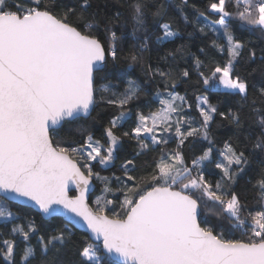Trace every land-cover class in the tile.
<instances>
[{
  "label": "snow or ice",
  "instance_id": "snow-or-ice-1",
  "mask_svg": "<svg viewBox=\"0 0 264 264\" xmlns=\"http://www.w3.org/2000/svg\"><path fill=\"white\" fill-rule=\"evenodd\" d=\"M233 21L264 38V0H206L203 11L189 0H0V197L33 202L49 218H78L94 237L77 249V260H66L74 245L68 224L42 234L34 219L20 223L0 204V229L8 230L0 234V264H264V167L240 184L250 157H264V47L237 35ZM187 27L214 34L211 46L227 59L204 71L206 62L179 45L162 56L157 50L153 65V44L174 42ZM186 53L196 84L236 97L234 108L221 110L203 93L194 104L180 94L178 86L192 79L179 64ZM123 61L141 69L143 85L129 79L123 91L94 87V73ZM153 86L144 112L138 102ZM100 103L118 112L103 142L77 123L92 119ZM130 115L135 122L124 130ZM217 117L233 127L219 145ZM197 140L206 146L186 156ZM126 145L133 155L121 161ZM118 161L121 175L95 170ZM212 170L220 174L215 183ZM97 183L103 195L93 208ZM70 187L78 194L70 196ZM210 205L216 223L206 219Z\"/></svg>",
  "mask_w": 264,
  "mask_h": 264
},
{
  "label": "trees",
  "instance_id": "trees-1",
  "mask_svg": "<svg viewBox=\"0 0 264 264\" xmlns=\"http://www.w3.org/2000/svg\"><path fill=\"white\" fill-rule=\"evenodd\" d=\"M65 3H72L73 0H64ZM190 4H195L200 10H204L206 6V0H189ZM110 4H114L115 0H109ZM209 19H215V14H212ZM178 22L181 24V27L183 28L182 21ZM234 29L237 31V35L242 36L244 39L249 40L252 45L259 49L260 47H264V38L260 36L259 33H249L247 31H243L240 28L239 21H233L232 22ZM215 39L214 34L209 33V35L204 36L198 31H195L192 27H187L186 30L177 38H175L174 42H167L165 45H155L153 44V51L150 56V62L153 65L157 64V50H159V55H163L164 51L167 49H171L173 47L184 45L186 49L188 50V53L195 54L197 56H200L202 60H204L205 67L202 69L204 71H207V68L210 66H215L216 63H223L227 57L224 54L219 53L215 48L211 46L212 40ZM133 38L129 35L125 39V50L131 48L133 46ZM203 48L204 53H201L199 50ZM160 66H164V61H159ZM179 64L181 67H187L192 70V79L188 81L186 84H180L178 86V91L181 95H187L190 102L193 104L195 103V97L200 94H206L209 95V98L212 103L218 104L221 110H226L228 108H234L236 106V97H233L231 99L227 98L222 92L216 93V92H207L203 89L202 86H199L196 84V71H195V65L192 62V56L190 54H185V57L183 60H179ZM129 79H135L138 83L141 85L144 84V76L141 71V69L138 66L128 67L127 61H123L121 64L112 66L109 65L108 69L104 72H97L95 73V80H94V87L96 89H100L102 87H108L110 90L115 91H123L125 87H127V81ZM261 79V76L259 73H257L254 77V80L256 82H259ZM149 97L141 98V100L138 102L140 105V109L144 112L149 111V101L151 96L155 93V88L148 87ZM104 95L107 97L110 95V92L104 93ZM156 107H158V104H151V109L154 110ZM116 114H118L117 110L111 106H107L105 104H97L95 106V110L92 111L91 117L92 119H81L77 123L78 124H86L91 126V132L93 135L101 139L103 142V128L106 126L109 119L113 118ZM193 115H196L195 111L193 110ZM135 122L134 116H129L128 120L125 122L124 130H128L133 123ZM213 131L215 134V139L218 142V145L221 141L227 139L229 136L232 135L233 127L232 125L228 124L227 121L221 120L219 117L216 118V124L213 126ZM134 143V142H133ZM207 142L202 140H197L193 144H191L188 149H186V156H193L200 154V151L202 148L206 146ZM121 161L127 157L131 158L133 155V148L131 146L126 145L124 149L121 150ZM262 161H264V157L260 156L259 154H256L252 157H250V164L248 169H246L247 176L245 179L240 181L241 186L245 185V182L247 180H252L255 178L258 174V172L261 170L262 167H264V164H262ZM120 161L116 163L114 167H108L105 168L102 165H95V170L99 171L102 176H109L112 177L115 175H121L120 171ZM214 174L209 175L208 179L211 180L213 183L218 181L220 179V174L218 170H212ZM103 185L97 183L94 193L91 195L89 203L90 205L95 208V199L97 196L103 195L102 192ZM248 187L251 188V185L248 184ZM75 193H71V196H74ZM246 195L249 198V201L252 205L255 204V201L253 200V192L248 191ZM0 204H4L8 210L13 211L18 215V222L20 223H26L29 219H34L36 223L40 226V228L43 230L42 234H50L54 232L58 227H62L64 224H67L65 221H63L61 218H51L48 220H45L41 217L40 214L33 211L30 208L22 207L16 204L9 203L8 201H4L2 197H0ZM216 211V209L212 208L211 205L209 206V209L206 213V219L211 223H216L217 218L213 215V213ZM0 223H3L0 221ZM73 232V239H74V245L70 247V249L67 251V253L64 256V259L66 260H72L75 261L78 259L77 257V249L80 247L81 244H83L85 241L91 242L90 239L87 237V235L77 231L70 225H68ZM10 227V225H9ZM0 234L3 236L8 235L7 229H0ZM32 243H36V238L33 236ZM19 247H23L22 238L19 239ZM108 257L105 255L103 256V260H107Z\"/></svg>",
  "mask_w": 264,
  "mask_h": 264
},
{
  "label": "water",
  "instance_id": "water-1",
  "mask_svg": "<svg viewBox=\"0 0 264 264\" xmlns=\"http://www.w3.org/2000/svg\"><path fill=\"white\" fill-rule=\"evenodd\" d=\"M94 80H95V73H94ZM82 119H88V118L87 117H83ZM94 191H95V189L93 190V193H94ZM71 193H75V195L78 194V192L74 188L70 187V189H69V195L70 196H71ZM92 194H90V197H91ZM7 201L9 203H12V204H16V205H19V206H22V207L30 208L33 211H35L38 214H40L41 217L43 219H45V220H48V219H51V218H61L63 221H65L68 225H70L71 227H73L77 231H79V232L87 235V237L90 239L91 242L94 239L93 234L90 232V230H88L87 227H86V225L82 221H79L78 218L77 219H74L71 223H69V218L66 215H55V216H53L51 218L44 216V214L39 210L38 206H36L33 202H30V201L25 202L23 200H12V199H9Z\"/></svg>",
  "mask_w": 264,
  "mask_h": 264
}]
</instances>
